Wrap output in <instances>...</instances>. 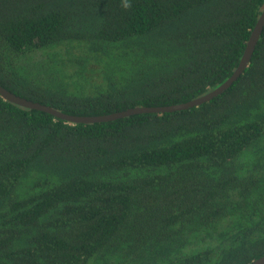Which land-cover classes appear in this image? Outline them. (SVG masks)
<instances>
[{"label": "trees", "instance_id": "obj_1", "mask_svg": "<svg viewBox=\"0 0 264 264\" xmlns=\"http://www.w3.org/2000/svg\"><path fill=\"white\" fill-rule=\"evenodd\" d=\"M264 0H0V86L72 116L228 79ZM264 255V27L197 107L70 124L0 97V264H250Z\"/></svg>", "mask_w": 264, "mask_h": 264}, {"label": "water", "instance_id": "obj_2", "mask_svg": "<svg viewBox=\"0 0 264 264\" xmlns=\"http://www.w3.org/2000/svg\"><path fill=\"white\" fill-rule=\"evenodd\" d=\"M263 27H264V7H263L261 14L259 15L257 19V22L255 23L249 35V38L245 44V48L239 60V63L237 67L235 68V70L233 71V73L231 74V76L228 79H226L222 84H220L218 87L214 88L208 93L200 97H197L195 99H192L188 102H185V103L174 104L170 106H160V107H135V108H129L127 110H123V111H119V112H115V113H111L107 115H102V116H72V115L59 112L49 106H45V105H42L36 102L26 100L24 98L18 97L10 93L9 91L5 90L1 86H0V97L2 98L3 101L9 102L11 104H14L22 108L36 110L39 112L49 114L55 118H58L70 124L105 123V122H110V121H114L120 118L132 116V115H138V114L171 113V112L188 110V109L197 107L203 103H206L210 101L211 99L215 98L216 96L220 95L227 88H229L234 81L237 80V78L243 73V71L249 65L250 58L253 54L257 41L259 40ZM250 264H264V255L254 260Z\"/></svg>", "mask_w": 264, "mask_h": 264}]
</instances>
